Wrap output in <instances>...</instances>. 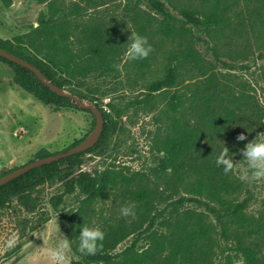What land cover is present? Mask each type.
Returning a JSON list of instances; mask_svg holds the SVG:
<instances>
[{
	"label": "trees",
	"instance_id": "1",
	"mask_svg": "<svg viewBox=\"0 0 264 264\" xmlns=\"http://www.w3.org/2000/svg\"><path fill=\"white\" fill-rule=\"evenodd\" d=\"M45 3L46 10L37 17V25L28 33H17L12 37L0 36V47L27 59L55 84L65 86L71 83L75 74L85 76L90 71L111 72L117 70L118 56L126 51L132 32L127 22L120 24L109 21L104 14L90 11L99 6L98 0H37ZM8 7L12 0H0ZM130 10L131 28L141 36L161 35L164 41L174 46L163 63L161 74L145 86L147 93L165 86H176L167 106L169 129L159 140L160 187L140 184L127 189L138 220L131 223L130 230L145 234L148 243L140 249L131 243L118 253H110L128 228L125 218L116 227L104 231L105 238L94 255H84L76 250L80 259L72 258L71 264H213L214 246L228 244L239 254L240 263H233L225 256L223 264H264V217L250 213V195L239 198L243 181L233 170L225 174L217 166L216 158L227 147L230 156L239 154L256 130L264 128V107L244 82L218 74L202 54L195 48L193 40H203L197 31L208 34L210 47L217 57L216 42L220 35L241 40L250 47L251 38L264 35V0H206V3L188 5L173 0H139ZM167 2L177 14L169 10ZM127 8V7H126ZM257 58L262 60L260 79L264 85V49ZM139 72L148 67L147 59L134 60ZM0 62L12 70L13 82L32 94L44 104L56 108L78 104L71 96L59 95L45 85L27 67L0 56ZM57 71L65 73L57 77ZM198 72L203 78L183 83L184 76ZM68 91L83 98L88 94L76 86ZM98 89L90 90L95 93ZM91 98L102 113L104 125L98 140L84 151L72 153L56 160L30 168L0 185V209L13 200L27 212H34L38 206L36 192L44 183L62 184V189L49 197L54 211H59L65 194L74 192L77 201L76 212L90 207L119 180H129L125 175L109 167L94 172L81 168L85 152H100L107 144L115 126L109 124V114ZM108 105L122 111L108 99ZM89 110L87 107H80ZM244 134L247 139L237 141ZM82 139V138H81ZM77 139L67 147L76 144ZM59 152V151H57ZM55 153V152H54ZM50 154L40 149L35 157ZM4 172L1 173V175ZM182 190L188 195H179L170 201L168 215L156 208V203L165 202L174 191ZM185 201L205 206L206 213L186 207ZM152 210H154L152 212ZM212 216L214 225L204 216ZM70 220L73 222V217ZM161 216L164 230L142 228L145 221L153 223ZM48 219L41 215L36 223ZM36 225H33L35 227ZM77 229L72 225V231ZM214 232L218 235L216 239ZM222 252V251H221ZM19 255L15 257L17 260Z\"/></svg>",
	"mask_w": 264,
	"mask_h": 264
},
{
	"label": "rangeland",
	"instance_id": "2",
	"mask_svg": "<svg viewBox=\"0 0 264 264\" xmlns=\"http://www.w3.org/2000/svg\"><path fill=\"white\" fill-rule=\"evenodd\" d=\"M98 1L101 4L90 8V11L103 13L109 21L118 24L124 20L127 22L128 31L136 33L131 28L129 16L131 12L128 7L139 4L140 7L145 8L143 2ZM173 1L179 5L206 3V0ZM165 3L169 10L177 14L175 9ZM45 10V3H39L37 0H12L8 7L0 2V36L12 37L17 33H28L37 25V17ZM197 33L207 40V42L193 40L195 48L206 61H210L208 65L211 67L208 68L207 73L214 70L234 81L244 82L249 89L252 88L264 107V85L260 79L262 60L257 58L258 51L264 49V35L256 39L251 38L250 47H246L241 40L220 35L216 42L218 57L216 58L210 48L213 42L208 34L201 30ZM144 37L147 38L153 51L147 58L149 65L143 72H139L134 60L126 59V50L117 58V70L90 71L85 76L75 74L71 77V83L63 86L66 90L69 86H76L87 93L89 98L81 97L85 103H90L91 98H96L95 101L109 114L110 126H115L103 150L99 153L85 152L82 155L81 168L94 172L109 167L116 169L129 180H119L113 189H109L90 207L84 209L80 218L77 215L72 216L76 212L78 201L74 192L65 194L59 211H54L52 208L49 197L62 189V184L59 183H44L39 186L36 192L38 206L34 212L25 211L13 200L7 207L0 209V264H54L49 256V250L58 248L65 238L70 244V248L66 250V264H71L72 258L80 259L76 247L79 245V234L83 227H98L104 232L110 226L116 227L122 223L123 218L128 228L110 253H118L131 243H135L138 249L147 245L145 234L130 230L131 223L138 220L136 214L134 219L126 218L121 215L120 209L123 206L136 205L127 189H135L144 183L153 185V182L158 180L160 187H164L159 178L162 175L159 171V158L162 153L157 150V146L160 138L169 129L167 106L176 86L161 87L146 94L145 85L161 74L163 63H166L170 55L169 49H173L174 46L164 41L159 34L152 36L147 34ZM126 43L128 49L131 44L130 37ZM56 75L61 79L65 77V73L59 71ZM199 78L203 76L194 71L184 76L183 83ZM97 87L95 93L90 92ZM108 99L122 111L121 115L108 105ZM80 107L79 104H71L56 108L54 105L44 104L18 87L13 82L11 68L0 62V175L6 169H13L37 158L35 156L40 149L54 153L85 137L94 126V116L90 110H82ZM260 132H264V128L253 132L247 143L254 140ZM232 159L235 163L233 172L243 181V190L238 197L242 198L249 194L247 210L254 215L261 214L264 217V180L244 179L247 163L241 151ZM179 195L188 194L182 190L174 191L169 200L156 203V208L168 215L170 201ZM186 207L206 213L204 205L193 201H185L182 208ZM41 215H47L48 219L36 225ZM71 216L73 222L70 220ZM204 217L214 225L211 215ZM162 219L159 216L153 223L145 221L142 228L149 225L152 229L164 230ZM72 225L77 227L76 233L72 231ZM214 235L217 239L216 232ZM227 254L233 263H240L239 254L228 244L221 243L220 248L214 246L213 264H223ZM17 255L19 258L14 260Z\"/></svg>",
	"mask_w": 264,
	"mask_h": 264
},
{
	"label": "clouds",
	"instance_id": "3",
	"mask_svg": "<svg viewBox=\"0 0 264 264\" xmlns=\"http://www.w3.org/2000/svg\"><path fill=\"white\" fill-rule=\"evenodd\" d=\"M131 44L126 52L127 60L147 59L153 51L146 37L132 32L130 35ZM247 137L240 134L236 137L237 141H244ZM243 159L247 163V170L244 179L264 180V132L257 134L254 140L248 142L241 150ZM216 164L223 168L225 174H229L235 167L232 156L229 155L227 147L216 158ZM123 217L135 218L134 205L123 206L120 209ZM59 231V229L57 228ZM105 238V233L98 227H83L79 234V251L84 255H94ZM70 248L68 239L65 238L60 246L49 250V256L54 264H66V250Z\"/></svg>",
	"mask_w": 264,
	"mask_h": 264
},
{
	"label": "water",
	"instance_id": "4",
	"mask_svg": "<svg viewBox=\"0 0 264 264\" xmlns=\"http://www.w3.org/2000/svg\"><path fill=\"white\" fill-rule=\"evenodd\" d=\"M0 56L5 57L17 64H20L22 66L27 67L29 70H31L45 85H47L52 91L56 92L59 95H65V96H71L75 99V101L81 106V107H87L94 116V126L91 129V131L83 137L79 142L76 144L68 147L67 149L55 153H50L48 155H45L43 157L34 158L22 165H19L13 169L7 170L0 175V185L5 183L6 181L20 175L21 173L27 171L30 168L36 167L38 165H41L43 163H47L53 160H56L60 157L70 155L75 152L84 151L87 148L91 147L99 138L103 125H104V119L102 116L101 111L99 110L98 106L93 103H85L83 102V98L69 92L62 86H58L54 82H52L42 71L39 67L28 61L27 59H24L23 57H20L16 55L13 52L7 51L0 47Z\"/></svg>",
	"mask_w": 264,
	"mask_h": 264
}]
</instances>
